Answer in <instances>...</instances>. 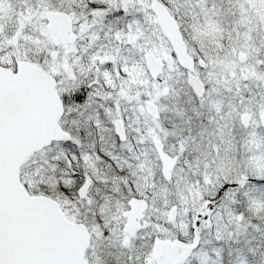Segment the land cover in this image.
<instances>
[{
  "label": "snow or ice",
  "instance_id": "6c2138e0",
  "mask_svg": "<svg viewBox=\"0 0 264 264\" xmlns=\"http://www.w3.org/2000/svg\"><path fill=\"white\" fill-rule=\"evenodd\" d=\"M0 264H264V0H0Z\"/></svg>",
  "mask_w": 264,
  "mask_h": 264
}]
</instances>
